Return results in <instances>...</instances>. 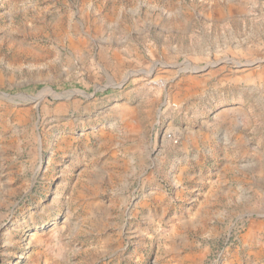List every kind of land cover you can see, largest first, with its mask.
<instances>
[{"label":"rangeland","instance_id":"1","mask_svg":"<svg viewBox=\"0 0 264 264\" xmlns=\"http://www.w3.org/2000/svg\"><path fill=\"white\" fill-rule=\"evenodd\" d=\"M0 264H264V0H0Z\"/></svg>","mask_w":264,"mask_h":264}]
</instances>
